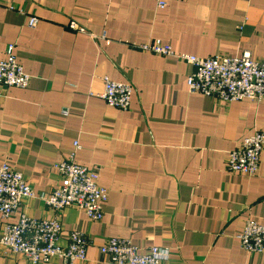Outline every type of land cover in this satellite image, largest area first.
<instances>
[{
  "label": "crops",
  "instance_id": "crops-1",
  "mask_svg": "<svg viewBox=\"0 0 264 264\" xmlns=\"http://www.w3.org/2000/svg\"><path fill=\"white\" fill-rule=\"evenodd\" d=\"M164 1L0 0V59L15 45L31 76L27 89L0 98V167L21 172L36 194L0 217V234L24 212L58 217L64 247L71 231L83 233L87 264H110L100 249L113 237L168 248L166 264H264L238 240L247 221L264 225V150L256 175L227 169L232 150L264 133V102L191 94L192 66L128 45L161 40L179 54L264 59V0ZM105 77L131 84L128 111L99 98ZM73 153L109 192L100 222L40 198L60 185L56 166ZM0 264L31 263L0 246Z\"/></svg>",
  "mask_w": 264,
  "mask_h": 264
},
{
  "label": "built area",
  "instance_id": "built-area-1",
  "mask_svg": "<svg viewBox=\"0 0 264 264\" xmlns=\"http://www.w3.org/2000/svg\"><path fill=\"white\" fill-rule=\"evenodd\" d=\"M155 1L159 8L166 7L164 0ZM38 22L37 17H30L28 26L35 28ZM68 28L85 32L75 21H71ZM128 45L146 53L173 57L192 66L194 71L187 79L191 94H201L225 103L243 100L264 102V59H255L250 52L240 57L201 58L176 53L161 40ZM30 81L31 76L18 62L15 45H8L6 57L0 59V98L4 97L7 88L27 89ZM132 95L131 84L105 77L104 91L99 98L111 107L128 111ZM79 148L75 143V149ZM263 150L264 133L256 131L229 153L227 169L245 176L256 175ZM56 167L61 178L60 185L47 197L41 195L40 198L55 211L76 207L84 211L90 220L102 221L109 192L98 183L99 171L77 164L75 153ZM33 197H36L35 191L23 174L4 163L0 167V217L5 220L12 218L19 211L22 201ZM62 232L63 225L58 217L38 219L21 212L16 223H5L0 234V246L23 256L31 264H49L53 260L62 264H87L90 244L87 237L79 231H71L64 247L59 243ZM238 240L246 252L264 254V225L247 221ZM100 251L109 258L110 264H166L171 256L168 248L155 246L143 250L130 239L119 237L107 239Z\"/></svg>",
  "mask_w": 264,
  "mask_h": 264
}]
</instances>
